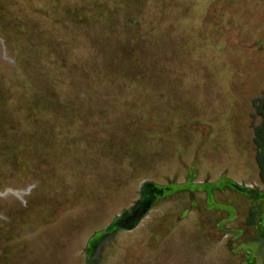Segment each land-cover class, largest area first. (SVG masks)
I'll return each mask as SVG.
<instances>
[{
    "label": "rangeland",
    "instance_id": "obj_1",
    "mask_svg": "<svg viewBox=\"0 0 264 264\" xmlns=\"http://www.w3.org/2000/svg\"><path fill=\"white\" fill-rule=\"evenodd\" d=\"M263 93L264 0H0V264H264Z\"/></svg>",
    "mask_w": 264,
    "mask_h": 264
},
{
    "label": "trees",
    "instance_id": "obj_2",
    "mask_svg": "<svg viewBox=\"0 0 264 264\" xmlns=\"http://www.w3.org/2000/svg\"><path fill=\"white\" fill-rule=\"evenodd\" d=\"M253 104L255 113L261 120L259 125L253 128V143L255 145L254 161L258 169L259 181L264 184V93ZM251 215H253L252 212Z\"/></svg>",
    "mask_w": 264,
    "mask_h": 264
},
{
    "label": "crops",
    "instance_id": "obj_3",
    "mask_svg": "<svg viewBox=\"0 0 264 264\" xmlns=\"http://www.w3.org/2000/svg\"><path fill=\"white\" fill-rule=\"evenodd\" d=\"M262 184V183H261ZM264 185V184H263Z\"/></svg>",
    "mask_w": 264,
    "mask_h": 264
}]
</instances>
